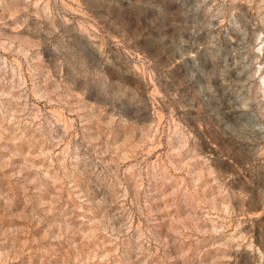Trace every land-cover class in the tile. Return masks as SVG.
<instances>
[{"label": "rangeland", "instance_id": "rangeland-1", "mask_svg": "<svg viewBox=\"0 0 264 264\" xmlns=\"http://www.w3.org/2000/svg\"><path fill=\"white\" fill-rule=\"evenodd\" d=\"M0 264H264V0H0Z\"/></svg>", "mask_w": 264, "mask_h": 264}]
</instances>
